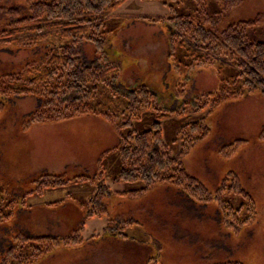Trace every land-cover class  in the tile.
<instances>
[{
	"label": "rangeland",
	"instance_id": "rangeland-1",
	"mask_svg": "<svg viewBox=\"0 0 264 264\" xmlns=\"http://www.w3.org/2000/svg\"><path fill=\"white\" fill-rule=\"evenodd\" d=\"M49 1L0 0V36L12 31L17 20L29 16V8L32 5ZM202 3L203 9L191 0H180L179 5L174 6V13L179 16L192 17L201 11L203 12L200 13L202 16L218 17L215 28L220 31L240 22H247L260 17L259 24L248 30L246 37L247 41L251 43L264 40V0H243L241 5L223 14L216 0H202ZM15 12L18 15H15L17 14ZM170 15L171 10L160 1L126 0L113 12L104 16L107 20L104 51L106 61L120 69V76L116 83L120 93L125 94L138 87H145L158 97L159 106L168 113L175 112L184 106L185 111L181 115L171 114L161 122L163 142L169 147L171 156H175L179 152L177 143L179 130L182 126L198 121L204 116V112H198V109L202 106L203 98L206 95L218 91L219 81L214 70L207 67L191 70L182 68L179 71L175 69L168 58V38L171 27L166 24L151 25L145 21V19L166 20ZM57 42V38L50 37L38 41L32 46L24 47L18 43H7L4 39H0V77L18 74L25 65L39 62L51 46ZM79 51L82 64L87 66L96 64L93 45L83 43L80 45ZM180 59L182 60L181 56ZM235 75L236 71L226 69L221 73V78L229 79ZM181 91L183 92L182 97L179 95ZM256 99L257 102H262L257 104L264 110V94L260 90H254L252 94L245 93V96L238 101L249 100L252 102L253 100L256 102ZM238 101H229L217 108L207 119L206 126L208 124L214 125L215 134L222 135L223 131L224 136L231 137L245 133L250 135L247 138L249 143L262 144L263 142H257L256 139L264 127V116L259 122V132L253 135L254 124L256 123L252 122L247 129L243 128L241 117L236 115L238 110L234 103ZM38 103L39 100L35 97L4 100L5 109L0 115V133L23 132L21 130L23 122L36 111ZM246 107L243 106L239 109L241 116L247 112ZM252 119V117H247L245 122ZM153 121V115L147 113L141 119L133 122V130L137 133L146 132L151 129ZM38 130L42 134H48L57 129L56 127H43ZM208 140L210 138L198 144L192 152L201 148L200 154H208V166L210 165L213 170H215L214 168L219 170L225 167L231 173L232 167L236 168L237 164H242V158L251 160L253 166L264 163L263 152H261V156L258 152L255 158L243 154L240 156L239 154L243 152L245 147L232 159H223L220 153L224 146L215 151L214 143L211 140L206 144L203 152V145ZM222 141H225L224 137ZM241 141L247 144L246 140ZM2 143L4 144V141L0 143V171L5 167L8 168L11 161L9 154H7L8 150L5 149L6 146L3 147ZM214 151L216 152L214 157L210 156L209 153ZM190 155L183 161V166ZM195 156L197 157V155ZM233 159L236 160L233 162ZM40 162V160L34 161L37 168H39ZM112 162L109 160L103 162L105 170L103 171L101 168L97 170L98 174L94 179L95 185L87 184L73 189L49 190L44 193V198L49 201L50 199L63 200L69 195L74 198L77 197V203L85 207L84 219H87L93 208L92 196L88 190L92 191L93 186L101 183V188L105 194L102 206L104 208L109 206L110 201L107 202V199L112 198V207L115 210L110 219L97 216L88 218L80 233L81 244L71 247H57L35 264H264L263 182L258 183L257 186L248 184V187H245L252 191V196H250L256 204V219L251 225L244 227L238 235H233L222 225L221 216L215 203L207 205L194 203L181 189L175 187L158 185L142 197H119L118 194L134 192L141 187L138 184L115 181L120 168L115 162L114 164ZM45 166L46 163L44 162ZM4 173L7 175V170ZM100 176L102 177L100 178ZM225 176V174L220 175V178L212 183L209 181L208 186L201 184L211 194H214L220 188ZM2 177H0L1 180ZM61 177L71 181L77 179ZM33 183L34 181L32 188ZM241 183L243 184V181ZM9 185L12 188L10 183ZM5 186L0 183V203L3 204L10 202L9 196L13 197V194L7 192ZM243 190L247 192V190ZM111 192L118 193L111 195ZM105 200L106 203H104ZM226 201L235 208H238L242 203V199L235 195L227 197ZM121 208L128 212V216L120 212ZM196 213L199 214L200 218L196 217ZM46 214H51L52 217ZM46 214L44 213L42 218L28 217L26 220H20V216L16 224L19 222L25 228L22 229L23 233L26 234L27 232V236L34 238L63 239L69 237L80 227L75 225L72 218L64 219L68 223L63 222L62 224L60 220L65 217L64 213H58V217L63 216L59 218L60 220L56 218V213ZM132 215L140 219L141 227L131 225V222H139L136 218L129 219ZM80 220L78 219V221ZM70 222L72 226H70ZM119 227L122 228L120 232L117 231ZM8 228L10 230L11 226ZM102 231L105 233L104 236L98 234L89 239L90 233L95 232L97 234ZM16 232L18 231L16 230ZM13 233L11 238L7 234L1 236L0 240H3L2 243L5 246L0 245V256L12 245L15 234ZM111 234L117 238L104 240Z\"/></svg>",
	"mask_w": 264,
	"mask_h": 264
},
{
	"label": "trees",
	"instance_id": "trees-1",
	"mask_svg": "<svg viewBox=\"0 0 264 264\" xmlns=\"http://www.w3.org/2000/svg\"><path fill=\"white\" fill-rule=\"evenodd\" d=\"M125 1L50 0L32 5L29 16L17 20L14 29L1 34L0 39L24 47L50 37L57 38L58 42L39 62L25 65L18 74L0 77V115L5 109L4 100L35 97L39 100L38 107L23 122V132H28L34 126L62 123L83 116L99 118L111 126L119 139L116 152L120 169L115 181L141 187L134 192L118 194L119 197H142L158 185L175 187L181 189L194 203H215L222 225L233 235H238L244 227L255 221L257 214L254 200L243 190L238 178L233 173L227 174L220 188L211 194L186 173L183 161L198 144L209 138L211 132L206 121L217 108L226 102L238 101L245 93L252 94L254 90L264 94V40L251 43L246 37V32L257 26L261 19L257 17L220 31L215 28L218 17L202 16L201 11L192 17L179 16L174 13V6L179 5L180 0H155L169 8L171 15L166 20L145 21L151 25L166 24L171 27L168 58L175 69L207 67L214 70L219 81L218 91L206 95L198 109V112H204V116L179 130V152L171 156L169 147L163 142L161 122L171 114L181 115L185 111L184 106L168 113L159 106L158 97L145 87L120 93L116 84L120 69L106 61L104 42L107 20L104 16ZM191 1L203 9L202 0ZM216 2L223 14L241 5L243 0ZM83 43L95 48L94 66L84 65L80 61L79 47ZM226 69L236 71V75L222 79L221 73ZM179 95L182 97L183 92ZM147 113L153 115L151 129L135 132L133 122ZM256 140L264 142V127ZM245 145L244 141H235L224 146L220 154L223 159H232ZM86 181L89 179L71 181L62 177L43 176L34 181L33 191L40 193ZM232 195L242 199L238 208L226 201ZM104 198L100 183L92 195L93 208L87 219L92 216L108 219L107 211L102 206ZM20 205L23 203H0V224L10 222ZM81 230L79 228L63 239L34 238L16 233L12 245L0 256V264H35L57 247L81 244ZM117 231H122V228L119 227Z\"/></svg>",
	"mask_w": 264,
	"mask_h": 264
},
{
	"label": "crops",
	"instance_id": "crops-1",
	"mask_svg": "<svg viewBox=\"0 0 264 264\" xmlns=\"http://www.w3.org/2000/svg\"><path fill=\"white\" fill-rule=\"evenodd\" d=\"M252 102L249 100H240L234 104L235 106L237 105L236 108L238 110V113H236V115L241 117V122L244 129H247L252 122L256 123L254 124V135L259 132V122L262 119V116H264V110H262V107L257 104L262 102H257V99L256 102H254L253 100ZM243 106H247V112L241 116L239 109ZM244 116L245 118L252 117L253 119L245 122ZM43 127H56L57 130H54V132L48 134H42L38 129ZM207 127L211 132L209 138L214 143L215 151L218 150L219 147L229 145L235 141L246 140L247 144L242 150L243 152L239 154L240 156L243 154L255 158V155L258 154V152L260 156L261 152L264 153V142L262 144L249 143V139L247 138L250 135L241 133L237 136H224L225 134L223 131L221 133L222 135L215 134L214 125L208 124ZM223 137L225 141H222ZM210 140L206 141L203 145V152L206 144ZM3 141V147L6 146L5 149L8 150L7 154H9L11 161L8 168L5 167V169L0 171V177L3 176V179H0V183L2 186L6 185L5 188L7 187V192L9 194H13V197L9 196L8 198L10 201H15L18 204L23 203V205L17 206L10 222L5 223V225L0 224V238L4 234L5 236L6 234L9 235V237L11 238V234L13 232L15 233L16 230L18 231L16 233H23L22 229L25 228H23V226L19 222H17L16 224V221H18V218L20 216V220H26V218L28 217L42 218L44 213H56V218L58 219L63 217H58V213H64L65 217L61 220L59 219L62 224L63 222L68 223L64 219L72 218L74 219L75 225H79L83 229V226L86 225V221L88 219H84L85 207L80 206V204L77 203V197L74 198L73 196L69 195L63 200L55 201L53 199H50L49 201L44 198V193L49 190L37 193L33 191L32 182L40 179L43 176H66L67 179H89V181L77 184H69L65 187L54 189V191L73 189L78 186L82 187L87 184L95 185L96 181L94 179L97 177L99 164L101 169L104 171L105 169L103 162L107 160L113 161V164L115 162V164H117L119 168V159L116 152L119 147V139L117 135L109 124L91 115L57 124L34 126L30 131L26 133H23L21 131L16 133L10 132L7 134L6 132H1L0 143ZM199 150L201 151V148H198V150L195 149L187 159V161L184 162L185 171L190 177L198 180L204 186H208L210 182L212 183L214 182V180H218L220 178V175L223 176L224 174L227 175V173H229V169L225 168L224 166H222L224 167V169L218 170V168H214L215 170H213L210 165L208 166V154H200ZM215 151L213 153L210 152L209 155L214 157V153H216ZM194 154L197 155V157ZM242 159V164H237L236 168L232 167V170L230 171H232L231 173H234L239 178L240 183L241 181H243V184L241 183L243 189L247 190L245 187H248V184L250 186H257L260 182L264 183V163H258L253 166L251 160L245 158ZM37 160L41 161L39 168H37V165H35L34 163V161ZM235 160L236 159H233L232 161L234 162ZM44 162L46 163L45 167ZM5 170H7V175L4 173ZM33 172H35V174H33ZM33 176H35V178H33ZM9 183L11 184L12 188H10ZM97 186H93L91 188L92 191L88 190L90 196L94 194ZM247 192L252 196L251 190H247ZM117 193L118 192H111V195H117ZM109 199H107V202L110 201V205H107V207H105V209L107 210L108 219H110L111 214L115 210L112 207V198ZM185 200L187 201L186 198ZM104 203H106V200ZM123 210L124 209L121 208L120 212L128 216V212L126 210ZM48 216L52 217L51 214H49ZM196 217L200 218L199 214ZM132 218H136L139 221L138 223L131 222V225H133V227L142 226V222L137 216L132 215L129 219ZM78 219L81 220L78 221ZM82 219H84L83 222ZM71 224L72 223L70 222V226H72ZM6 226L7 229H5ZM8 226H11L10 230ZM38 227L39 229H41L40 226ZM56 228H58V226H56ZM13 229H15V231H12ZM6 230H8V232H6ZM104 231L97 234H95V232L90 233L89 239L91 238V236L98 234L104 236ZM25 235H27V232ZM116 238L117 236H113L111 234L108 235V237L104 240H115ZM2 241L3 240H0V245L5 246Z\"/></svg>",
	"mask_w": 264,
	"mask_h": 264
}]
</instances>
